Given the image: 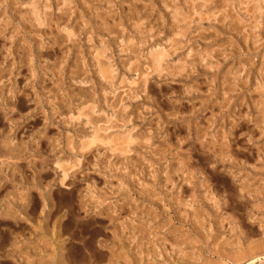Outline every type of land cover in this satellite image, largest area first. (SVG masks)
Instances as JSON below:
<instances>
[{
  "label": "rangeland",
  "instance_id": "1",
  "mask_svg": "<svg viewBox=\"0 0 264 264\" xmlns=\"http://www.w3.org/2000/svg\"><path fill=\"white\" fill-rule=\"evenodd\" d=\"M111 262L264 264V0H0V264Z\"/></svg>",
  "mask_w": 264,
  "mask_h": 264
},
{
  "label": "bare ground",
  "instance_id": "2",
  "mask_svg": "<svg viewBox=\"0 0 264 264\" xmlns=\"http://www.w3.org/2000/svg\"><path fill=\"white\" fill-rule=\"evenodd\" d=\"M39 14V13H38ZM35 16H37V15H35ZM33 17V16H32ZM35 18V17H34ZM39 21H40V19H39ZM38 24V23H37ZM41 29V28H40ZM42 31V30H41ZM68 36V35H67ZM66 36V37H67ZM69 37V36H68ZM60 38V37H59ZM59 38H57V39H59ZM56 42V41H55ZM54 42V43H55ZM56 44V43H55ZM42 47H45V50H39V53H42V54H45V55H50V53H51V51L50 50H52V47L51 48H49V47H47V46H42ZM39 48V47H38ZM159 52H160V50H159ZM154 56V55H153ZM158 59V58H157ZM158 61V60H157ZM179 73V72H178ZM107 74V73H106ZM146 82V81H145ZM110 121V120H109ZM119 138V137H118ZM93 141H94V139H93ZM124 154V153H123ZM83 157H85V155L83 156ZM116 238V237H115ZM105 251V250H104ZM108 255V254H107ZM111 255V254H110ZM90 258V257H89ZM100 259V258H99ZM99 261V260H98ZM97 261V262H98ZM130 262V261H129ZM90 263V262H89ZM112 263V262H111ZM93 264V263H92ZM113 264V263H112Z\"/></svg>",
  "mask_w": 264,
  "mask_h": 264
}]
</instances>
